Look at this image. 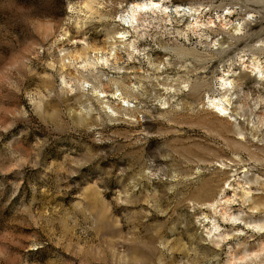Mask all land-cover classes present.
<instances>
[{"label": "rangeland", "instance_id": "374dc122", "mask_svg": "<svg viewBox=\"0 0 264 264\" xmlns=\"http://www.w3.org/2000/svg\"><path fill=\"white\" fill-rule=\"evenodd\" d=\"M0 264H264V0H0Z\"/></svg>", "mask_w": 264, "mask_h": 264}, {"label": "bare ground", "instance_id": "6f19581e", "mask_svg": "<svg viewBox=\"0 0 264 264\" xmlns=\"http://www.w3.org/2000/svg\"><path fill=\"white\" fill-rule=\"evenodd\" d=\"M86 8H89V5H86ZM149 8H151V9H157L158 8V5L157 4H155V3H153V2H149V3H141V4H137V5H135V6H133V8H131L130 9V11H129V14L127 15L128 16V18L131 20V21H135L136 19H138L137 18V14L138 13H141V12H143V11H146L147 9H149ZM150 9V10H151ZM130 20H129V22H130ZM131 23V22H130ZM83 59V58H82ZM88 60V59H87ZM86 60V61H87ZM76 61V60H75ZM78 61V60H77ZM85 61V60H84ZM88 62V61H87ZM87 62H85V63H87ZM96 65V63H92V61H91V64L89 63L88 65ZM86 66H87V64H86ZM85 66V67H86ZM84 67V68H85ZM90 67H92V66H90ZM211 106L212 107H214V109L215 110H217V112L218 113H220L221 115H223V114H225L226 112H227V109L225 108V106H224V103L222 102V101H216V100H213L212 102H211ZM214 207V206H213Z\"/></svg>", "mask_w": 264, "mask_h": 264}]
</instances>
